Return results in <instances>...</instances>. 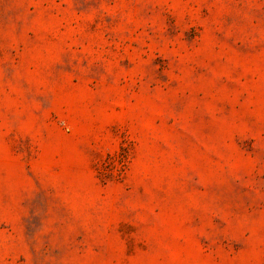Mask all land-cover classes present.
Masks as SVG:
<instances>
[{
	"label": "rangeland",
	"instance_id": "1",
	"mask_svg": "<svg viewBox=\"0 0 264 264\" xmlns=\"http://www.w3.org/2000/svg\"><path fill=\"white\" fill-rule=\"evenodd\" d=\"M0 264H264V0H0Z\"/></svg>",
	"mask_w": 264,
	"mask_h": 264
}]
</instances>
